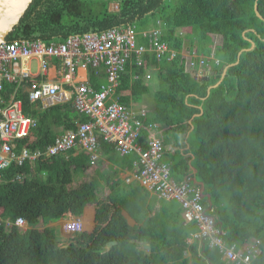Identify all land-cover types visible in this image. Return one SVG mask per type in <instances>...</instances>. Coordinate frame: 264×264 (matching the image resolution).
<instances>
[{"label": "trees", "instance_id": "1", "mask_svg": "<svg viewBox=\"0 0 264 264\" xmlns=\"http://www.w3.org/2000/svg\"><path fill=\"white\" fill-rule=\"evenodd\" d=\"M255 3L264 18V0H33L6 40L50 44L70 35L131 27L137 45L148 46L147 34L159 29L160 41L176 55L159 59L147 48L138 64L132 53L115 91L118 100L134 106L149 90L146 71L157 73L162 84L143 122L163 128L171 177L191 179L196 169L197 181L210 194V201L203 197L201 206L215 219L225 245L239 249L258 239L261 251L251 264H264V19L255 13ZM213 35L220 37L219 43L212 41ZM185 47L194 67L204 61L201 67L207 74L196 77L186 69ZM241 50L238 62L207 95ZM87 70L92 88L99 90L106 82L104 68ZM12 93L21 99L23 112L36 120L28 135L14 143L17 153L23 147L45 149L58 135L54 128L74 129L76 118L88 120L72 101L42 108L17 83H5L2 94ZM200 107L202 113L193 117ZM190 118L193 129L186 138ZM191 135L198 142L194 148ZM148 137L149 131L142 130L139 141L144 148ZM100 147L116 150L102 138ZM76 149L67 157L25 160L21 165L13 161L1 171L0 264H235L217 247L186 240L197 225L184 222L181 206L178 212L168 206L175 221L155 213L148 226L129 224L118 201L98 198L100 178L94 163L99 157L90 161L87 151ZM119 157L121 161H115L129 168L138 163L136 153ZM73 216L82 220V230L66 247L58 245L50 228L35 227L41 220ZM18 217L24 224L15 223ZM141 238L150 240L148 252L138 248L136 240ZM109 241L116 243L106 248Z\"/></svg>", "mask_w": 264, "mask_h": 264}, {"label": "built area", "instance_id": "2", "mask_svg": "<svg viewBox=\"0 0 264 264\" xmlns=\"http://www.w3.org/2000/svg\"><path fill=\"white\" fill-rule=\"evenodd\" d=\"M146 35V33H144ZM160 30L153 29L147 35L149 45H137L136 33L131 27L111 28L102 32H89L81 35H70L61 42L47 44L36 40H13L0 44V174L11 162L22 164L25 159L52 157L81 146L90 155L91 161L98 157L99 139L113 144L120 154L136 152L138 154V180L144 187L155 191L161 198L176 199L182 207L185 221H194L197 231L191 235L208 247H217L223 258L235 264H251L260 253L259 240L251 238L241 248L235 245L226 246L222 232L216 222L201 206V194L197 187L190 183V177L180 182L171 179L169 163L163 161L165 151L160 138L151 136L146 140L144 148L139 142L142 130L155 131L159 125L154 122L144 123L148 115L144 107L129 108L121 104L116 95L120 77L126 61L132 53L136 55L138 64L142 62V54L148 48L157 58L165 55L173 58L175 52L166 42L160 41ZM60 60V81L33 77L28 62L39 60V68L44 77L51 58ZM199 63L202 65L203 60ZM189 64L194 61L189 59ZM89 66L103 67L106 82L99 90L92 88L88 81H74L78 67L87 70ZM150 75H145V79ZM28 82V97L31 102H41V107L55 103L72 101L75 109L88 117V120L77 121L74 129H68L58 135L45 149L30 150L23 147L19 154L13 151L11 144L28 135L36 125L35 118L22 111L19 99H6L2 92L5 82ZM67 85L69 87H64ZM19 217L16 224H24ZM82 220L72 218L66 227L72 232L82 230Z\"/></svg>", "mask_w": 264, "mask_h": 264}, {"label": "crops", "instance_id": "3", "mask_svg": "<svg viewBox=\"0 0 264 264\" xmlns=\"http://www.w3.org/2000/svg\"><path fill=\"white\" fill-rule=\"evenodd\" d=\"M186 52L187 51H184L183 53L184 56L187 55ZM189 59L187 60L186 69L192 75L196 77H201L202 75H205L208 73L207 71L203 70L201 67L199 68V66L201 65L197 67L196 66L194 67V65L191 66L189 64ZM28 66L32 73L37 72V70L32 69L31 61L28 62ZM60 74H61L60 60L55 57L51 58L50 65L45 75V79L57 80L60 77ZM74 81L76 83L83 82V81H88L90 83L88 70H85L79 67V69L77 70L75 74ZM5 83H10V82H5ZM18 87H21L23 89V92H25L28 95L29 88H28L27 81L22 82L20 85H18ZM64 87L67 88L69 86L64 85ZM12 97L14 99H19L15 97V93H12L5 98L11 99ZM19 100L21 101V99ZM33 103L39 104V106L41 107L40 101L33 102ZM135 105L131 106V108L136 109V107L138 106H135ZM78 119L79 118L75 119V123L79 121ZM54 130L58 131V135L62 134L65 131V130H61V128H54ZM155 131L149 132V136L150 137L155 136L154 134ZM77 148L79 149H76V150H81L80 149L81 147H77ZM186 148H188V146H186ZM82 150L84 149L82 148ZM98 153H99V158L94 164L98 170L96 175L98 178H100L98 198L101 202H107V201L109 202V199L112 196L123 207V212L125 213V217L127 218L128 223L132 225L135 224L138 226L140 225L148 226L150 222V217L154 215L155 213H160L161 216L166 217L167 219H170V220L174 219V221L176 220V218H174V214H172L169 211L168 206L172 210H175L178 212L180 208L179 201L175 199L167 200V199L161 198L157 194H155L153 191H150L142 187L136 177L137 167L134 166L133 168H129L125 166V164L123 163H117L116 161L118 160L119 162L121 161V157H119L120 155L115 149L100 147ZM181 217H183L182 212H181ZM70 220L71 218L69 217H61L59 219L51 220L48 222H43L41 220L35 227L38 229H41L44 227L50 228L52 233L55 235L58 241V245L61 247H66L72 242V239H73V232L67 229L66 227V224ZM7 224H9V221L5 220V225ZM27 227L28 226L26 225L22 229H25ZM136 243L139 249L144 250L145 252H148L150 250V240L149 239L141 238V239L136 240ZM110 247H108L106 244V248H110Z\"/></svg>", "mask_w": 264, "mask_h": 264}, {"label": "water", "instance_id": "4", "mask_svg": "<svg viewBox=\"0 0 264 264\" xmlns=\"http://www.w3.org/2000/svg\"><path fill=\"white\" fill-rule=\"evenodd\" d=\"M32 1L33 0H0V44L2 42H6L7 36L14 29V27L19 23L21 17L24 15V13L28 9V7L32 3ZM254 10H255V13L257 14L258 17L264 19L258 11L257 3H255ZM251 47H253L252 41H251ZM241 52H242V50L239 51V53H238L237 61L232 63V64L225 66L223 71H222L220 79L215 84H212L208 87L207 95L209 94V92L212 88L216 87L222 81V79L224 78V76L226 74L227 68L230 65L236 64L238 62L239 55ZM201 113H202V108L200 107V112L194 114L193 117L200 115ZM192 118L189 119L190 124L192 123ZM192 129H193V125L191 124L190 130L186 134V138L188 137V135ZM189 163H190V161H189ZM192 172H193V175L191 177L192 183H194L195 185H198L200 187V193H201L202 197H206L207 200L209 201L210 200V194L209 193H206V194L203 193L204 183L197 181V179H196V174H195L196 169L193 168ZM115 243H116V241H109L107 243V246L110 247L112 244H115Z\"/></svg>", "mask_w": 264, "mask_h": 264}, {"label": "rangeland", "instance_id": "5", "mask_svg": "<svg viewBox=\"0 0 264 264\" xmlns=\"http://www.w3.org/2000/svg\"><path fill=\"white\" fill-rule=\"evenodd\" d=\"M212 41L214 43H219L220 42V37L219 36H216V35H213ZM6 42H7V40H6ZM192 49L195 50V47H193ZM184 51H187L186 52L187 53L186 58L189 59L191 57V54L189 53V48L188 47H185V50ZM30 61H31V67H32V69L33 70H37L36 73L33 72V77L36 78V76H38V78H45V76L42 77V76L38 75L39 73H42L40 71V68H39V60L38 59H31ZM80 68H82V67H80ZM77 69H79V67ZM150 70L151 69H149V70L146 71V73H150V78H147V80H146V84L148 85L149 90H148L147 93H145L141 97V99L137 103H135L136 104L135 106H141V107L146 108L147 110H151L153 108L154 103H155L154 94H155V92L159 89V87L162 84V82H161L160 78L158 77L157 73H155V72H152L151 73ZM60 80H61V82L63 81L62 78H61V74H60V77L57 80H53V81H60ZM154 134H155L156 137H159V138L163 137L164 136V130H163V128L159 127L154 132ZM190 143H191L192 148H194L195 146H197L198 142L195 139L194 135H191L190 136ZM164 158H165V153H164ZM137 174H138V171H136V175ZM75 235H77V234H73V236H75Z\"/></svg>", "mask_w": 264, "mask_h": 264}, {"label": "bare ground", "instance_id": "6", "mask_svg": "<svg viewBox=\"0 0 264 264\" xmlns=\"http://www.w3.org/2000/svg\"><path fill=\"white\" fill-rule=\"evenodd\" d=\"M175 55H176V54H175ZM203 65H204V64H203ZM200 67H201V66H199V68H200ZM201 68H202V67H201ZM65 131H66V130H65ZM155 137H156V136H155ZM158 138H159V137H158ZM20 139H21V138H20ZM160 139H161V138H160ZM17 140H18V139H17ZM146 140H147V139H146ZM15 142H16V140L11 144L12 148L14 147V143H15ZM139 142H140V141H139ZM140 143H141V142H140ZM141 144H142V143H141ZM142 146H143V145H142ZM77 147H81V146H77ZM77 147H74V148H72V149L66 151L65 153H63V154H59V155H62V156H66V157H67V156H68V152L71 151V150H75ZM81 148H82V147H81ZM83 149H84V148H83ZM13 151H14L16 154H19L20 151H21V149H20V151H19L18 153L14 150V148H13ZM84 151H86V150L84 149ZM98 151H99V148H98ZM98 151H97V154H98V157H99V153H98ZM87 153H88V152H87ZM118 153H119V152H118ZM131 153H136V152H131ZM131 153H128V154H131ZM119 154H120V153H119ZM128 154H120V155H128ZM136 154H137V153H136ZM88 155H89V153H88ZM137 155H138V154H137ZM56 156H58V155H56ZM89 157H90V155H89ZM98 157H97V158H98ZM138 159H139V157H138ZM162 159H163V161L167 162V161L165 160V158H164V154H163V158H162ZM25 160H28V161H30V162H33V161H34V160H29V159H25ZM25 160H24V161H25ZM96 160H97V159H96ZM90 161H91V159H90ZM16 162H17V161H16ZM17 163H18V162H17ZM167 163H168V162H167ZM19 165H21V164H19ZM169 165H170V164H169ZM136 167H137V171H138V173H139V164H138V163H136ZM170 169H171V168H170ZM0 175H1V174H0ZM137 175H138V174H137ZM137 175H136V177H137ZM185 178H186V177H185ZM185 178H184V179H185ZM16 179H20V176H17ZM137 179H138V178H137ZM171 179L174 180L173 178H171ZM184 179H183V180H184ZM190 180H191V179H190ZM138 181H139V180H138ZM174 181H175V180H174ZM181 181H182V180H181ZM175 182H180V181H175ZM190 182H192V181H190ZM139 183H140V181H139ZM140 184H141V183H140ZM193 185H194L195 187H197V188L199 189V191H200V188H199L197 185H195L194 183H193ZM141 186L144 187L143 185H141ZM144 188H145V189H148V188H146V187H144ZM148 190H150V189H148ZM150 191H153V190H150ZM153 192H154L155 194H157L155 191H153ZM203 193H204V191H203ZM200 194H201V193H200ZM157 195H158V194H157ZM158 196H159V195H158ZM159 197H160V196H159ZM202 198H203V197H202V195H201V199H202ZM175 200H176V199H175ZM177 201H178V200H177ZM179 203H180V202H179ZM180 206H181V204H180ZM18 218H19V217H18ZM18 218H17V219H18ZM69 218L72 219V218H75V217L73 216V217H69ZM17 219H16V220H17ZM16 220H15V223H16ZM183 220H184V218H183ZM214 220H215V219H214ZM184 222L189 223V222H194V221H189V222H188V221H185V220H184ZM195 223H196V222H195ZM196 225H197V224H196ZM196 231H197V230H196ZM196 231H195V232H196ZM195 232H193V233H195ZM78 233H79V232H73V234H78ZM193 233H192V234H193ZM192 234H190V235L187 237L186 240H187L188 242H192V241L194 240V238L191 237ZM73 237H74V236H73Z\"/></svg>", "mask_w": 264, "mask_h": 264}]
</instances>
